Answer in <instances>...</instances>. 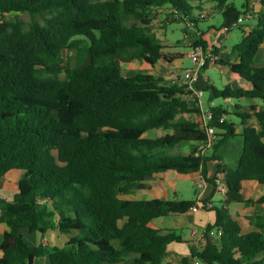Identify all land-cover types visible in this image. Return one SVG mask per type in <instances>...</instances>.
Returning a JSON list of instances; mask_svg holds the SVG:
<instances>
[{
	"label": "trees",
	"instance_id": "16d2710c",
	"mask_svg": "<svg viewBox=\"0 0 264 264\" xmlns=\"http://www.w3.org/2000/svg\"><path fill=\"white\" fill-rule=\"evenodd\" d=\"M205 2L224 17L243 13L229 0H0V179L12 170L24 172L14 201L0 197V223L9 227L0 264H34L41 257L49 264H123L128 254L135 264H162L169 245L181 237L163 234L151 222L183 215L196 202L121 196L168 170L200 172L216 187V178L208 177L212 161L227 190L206 232L222 234L203 251L192 249V257L200 264H261L264 234H242L228 205L243 202L244 181L264 184V66H256L264 45V0L256 26L232 47L237 62H218L249 87L206 88L210 103L231 98L257 104L248 110L236 104L233 112L210 106L211 124L219 131L211 155L197 154L206 139L202 120L176 121L203 114L186 84L150 73L125 76L116 62L122 57L153 67L172 62L152 30L156 11L166 8L173 22L198 24ZM198 44L207 45L201 37ZM65 50L74 56L66 60ZM230 115L240 119L242 133H236ZM252 119L258 128L249 125ZM152 130L170 133L146 137ZM237 139L235 166L220 163L229 143L237 148ZM185 145L187 155L174 153ZM258 202L264 204V197ZM51 232L69 239L60 247H35L26 238Z\"/></svg>",
	"mask_w": 264,
	"mask_h": 264
},
{
	"label": "crops",
	"instance_id": "0c3cea01",
	"mask_svg": "<svg viewBox=\"0 0 264 264\" xmlns=\"http://www.w3.org/2000/svg\"><path fill=\"white\" fill-rule=\"evenodd\" d=\"M263 0H246L245 5H243L242 10H250L253 15L251 19H254V23L252 20L248 21L245 27H240L242 33L243 31H249L254 28L257 24L256 14L263 9ZM215 4L211 2H205L204 10L200 13H206L208 17L204 20H200L197 25V32L193 33L190 40V44H186L185 46L189 48L191 43H193L195 35L201 37L207 45L212 44L216 38H218L219 34L216 35L215 32L221 31L222 27H216L214 24H211L216 16L221 15L223 17V21L225 26L228 23H231L235 20L238 15V12L233 11L230 12L227 16H223V14L219 11L213 10ZM239 10V11H242ZM198 13V14H200ZM254 16V17H253ZM203 23H209L207 25L208 33L205 32L203 28ZM222 24V25H223ZM236 30V29H235ZM215 31V32H214ZM231 30L227 37L224 39L223 50L222 52H228V60L237 62L236 56L232 55V47L239 42H235L231 46V50L227 46L228 40L232 37ZM213 35L211 38L207 35ZM243 38V36H242ZM242 40V39H241ZM186 41V40H185ZM187 41V42H188ZM198 41L196 42V44ZM180 55H184L179 53ZM259 58V59H258ZM256 60H259L260 64L256 63V66H264V45L260 48ZM210 65V64H209ZM218 68L219 82L223 83L224 87L226 85H230L233 88H248V84L241 79L237 74L231 71L229 65H220V64H211L208 68ZM207 68L201 74L200 80L195 84L198 89H206L209 84L216 86L218 89H222L218 87L217 81L212 79L210 76H206ZM235 83L237 87H235ZM223 87V88H224ZM205 94V91H204ZM209 98V95H208ZM209 100V99H208ZM244 100L235 101L234 99L228 100L225 99L224 102H229L227 104H243ZM248 102H252L254 105L257 104L255 101L247 100ZM214 101L209 102L210 106H214ZM225 107V106H224ZM226 108V107H225ZM201 115V120H202ZM200 120V119H199ZM249 125L258 128V123L255 119H252L249 122ZM236 133H242L243 125L236 126ZM188 146V145H187ZM189 148V146H188ZM190 150V148H189ZM189 153V152H188ZM187 155V154H185ZM210 163V162H209ZM217 163L218 162H213ZM222 164H227L228 161L223 160L220 162ZM218 165H214L215 170H217ZM211 164H208L210 179L216 178V187L214 184L208 183L200 174V172L191 173V174H179L174 170H168L162 173L155 174L151 179L145 182V188L135 191L132 194H127L121 196L123 200L129 201H146L152 199H161L165 201H195L196 204H201L202 208L198 211H192L191 209L180 216H165L156 218L151 222V227L160 230L163 234L173 233L176 236L181 237L180 242H172L169 245L168 254L165 257L162 264H196V261H199L196 258L192 257V249H196L198 251H203L207 242L218 243L217 241L220 238L218 234L219 230H213L207 233V227L212 225L215 222V207H220L224 204L226 200V186L223 182V175L219 173H213ZM24 172L22 170H12L8 172L5 176L0 179V197L8 202H13L16 194L19 192V182L23 178ZM193 181L194 184L191 186L187 185V181ZM195 188L194 197L185 199V196L188 195L189 188ZM242 197L243 202H232L228 205L229 213L232 219L237 222L241 229L242 234H248L252 232H262L264 234V204L258 202L260 198L264 197V184L259 183L255 180H247L243 182L242 188ZM204 201H208L210 207L204 208ZM195 204V205H196ZM9 231V227L5 223H0V245L2 244L6 232ZM193 231H197L198 233H204L207 237L206 244L202 245L199 243L196 237L192 236ZM207 233V234H206ZM26 238L31 246L44 245L48 247H60L68 241L69 236L51 232L46 235L44 238L40 233L34 234H26ZM2 256V252L0 251V257ZM258 261H261V264H264V256L261 255L257 258ZM200 262V261H199ZM50 260L48 257L36 258L34 260V264H49ZM123 264H135V256L134 255H126L124 258Z\"/></svg>",
	"mask_w": 264,
	"mask_h": 264
},
{
	"label": "rangeland",
	"instance_id": "374dc122",
	"mask_svg": "<svg viewBox=\"0 0 264 264\" xmlns=\"http://www.w3.org/2000/svg\"><path fill=\"white\" fill-rule=\"evenodd\" d=\"M230 3H233L236 7L237 10H242L243 5H245L246 0H229ZM170 10L164 8L161 9L159 11H156V19L153 21L152 24V30L153 32L157 35V37L162 41V45L168 47V49L165 51V54L172 60V62H168V61H159L156 66H151L147 63H142L136 59H132L129 57H122V58H118L116 60L117 64L121 67L122 69V73L125 76H130L133 75L135 73H150L153 74L155 76L158 77H162L165 78L166 80L169 81H180L182 83H185V81L183 80V73L186 69H190L193 67L192 61L188 58L187 54L189 52V48H187L185 45L188 43L190 44V37L187 36V32L188 29L186 28L184 23H179V22H173L172 18L170 17ZM21 19H23L26 22H29L30 17L29 15L26 14H21L19 15ZM14 15H8L6 16L7 19L9 18H13ZM217 18H215L212 22H210L211 24H214L216 27L220 26L222 27L221 31L224 29L225 24L223 21V17L221 15H217ZM254 17V16H253ZM252 20V23H254V19H249V21ZM209 23H203V28L205 30V32L207 31L208 33V29H207V25ZM223 24V25H222ZM246 26V25H245ZM244 26V27H245ZM236 29V30H235ZM239 28H234L232 30H234L232 32V39L230 38L227 42V46L229 47V50H231V46L232 44H234L235 42H240L243 36V33L238 30ZM215 32L216 35L220 34V32ZM210 38L213 35H209L207 34ZM186 40V41H185ZM188 41V42H187ZM197 42V39L194 38L193 43H191V45H193L194 43ZM189 45V46H191ZM182 53L184 55H180L178 54ZM228 52H222L221 53V58H223L224 60H228V54H226ZM70 56H74V52H69L67 50L64 51V57L67 60L68 57ZM259 59V58H258ZM257 64L259 63V60H256ZM211 65V64H210ZM210 65H208L206 68V72L205 75L208 77L210 76L212 79H215L217 81V85L220 88H223L224 85L223 83L219 82V78L221 79L220 75H219V70L218 68H211L208 70V68L210 67ZM211 85V84H210ZM235 87H237V84L235 83ZM208 89L205 90V94L203 96V104L199 105L202 109L203 112H205L207 109H209V92L207 91ZM236 101V100H235ZM229 102H224L223 99H215L214 100V106L216 105H223L225 106L229 112H233L234 111V107L235 105L232 104H227ZM240 106H243L245 109H250V107L252 105H254L252 102H248L247 100H244L243 104H238ZM201 120V115H180L176 121L178 122H187L190 120ZM229 120L233 121L235 123H237V125H240L239 123L241 122L239 118H237L234 115H230L229 116ZM167 133H170L169 130H152L150 132H148L145 136L149 137V138H156V137H160L163 136ZM236 141L237 142V148H234L232 143H229L228 146L225 147V152L223 153V160L228 161L229 164H231V166H235L236 162H237V158L239 155V152L241 150V140H233V142ZM235 149V152H234ZM224 151V150H223ZM189 152V148L187 145L182 146L177 148L174 153L177 154H181V155H185L188 154ZM212 153V152H211ZM211 153L209 155H211ZM214 161L210 162L209 164H211L212 167H214V165H218L217 163H213ZM212 172L213 173H218L217 170H215V167L212 168ZM191 184H194L193 181H191L189 179V181H187V185L191 186ZM194 191L195 188H189L188 191V195L185 196V199H189L194 197ZM123 197V196H122Z\"/></svg>",
	"mask_w": 264,
	"mask_h": 264
},
{
	"label": "built area",
	"instance_id": "2783aa9c",
	"mask_svg": "<svg viewBox=\"0 0 264 264\" xmlns=\"http://www.w3.org/2000/svg\"><path fill=\"white\" fill-rule=\"evenodd\" d=\"M253 13L250 10H244L242 14H239L235 20L231 23H228L224 29L220 32L218 38L214 40L212 44L203 46L201 44L194 43L189 47V52L187 54L188 58L192 61L193 67L186 69L183 73L184 84L187 85V91L191 93L190 98L192 101L197 102L198 105L203 104L204 89L196 88V83L200 80L201 74L209 64H218L221 59V50H223L224 39L227 37L228 33L234 28L244 27L245 24L252 18ZM208 17L206 13H202L199 17V20H204ZM197 21L188 20L185 24L188 29L187 36L191 38L193 33L197 32ZM197 41L199 37L195 35ZM231 100V98H228ZM203 112V111H202ZM203 128L206 133V139L204 142L199 144L198 155L206 156L209 155L217 143V134L219 133L218 129L211 124L214 119V113L207 109L202 114ZM225 117H222L219 122L224 123ZM209 207L211 205H208ZM202 208L201 204L194 205L191 210L198 211ZM210 234V233H209ZM222 233L219 231L218 233ZM193 237H196L200 244L204 245L207 242V237L204 233H198L193 231ZM196 264H200L199 261H196Z\"/></svg>",
	"mask_w": 264,
	"mask_h": 264
}]
</instances>
